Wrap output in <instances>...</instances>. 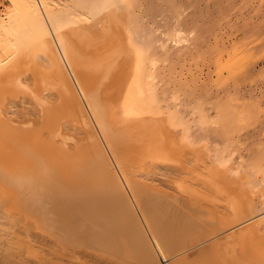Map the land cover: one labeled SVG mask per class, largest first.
Masks as SVG:
<instances>
[{
  "label": "bare ground",
  "instance_id": "6f19581e",
  "mask_svg": "<svg viewBox=\"0 0 264 264\" xmlns=\"http://www.w3.org/2000/svg\"><path fill=\"white\" fill-rule=\"evenodd\" d=\"M85 1L63 12L49 0H13L0 23V207L13 216L0 208L7 220L0 218V264H160L157 255L166 264H264V219L229 232L256 210L227 161H197L201 171H192L203 197L188 186L193 176L181 185L175 177L177 193L114 172L106 149L122 173L138 158L177 162L188 172L192 163L181 156L194 144L177 133L174 112L165 115L149 95L128 4ZM20 96L34 111L13 103ZM63 120L85 135H74V127L71 133ZM211 192L225 197L228 215L205 206ZM29 229L46 245L35 246Z\"/></svg>",
  "mask_w": 264,
  "mask_h": 264
},
{
  "label": "rangeland",
  "instance_id": "374dc122",
  "mask_svg": "<svg viewBox=\"0 0 264 264\" xmlns=\"http://www.w3.org/2000/svg\"><path fill=\"white\" fill-rule=\"evenodd\" d=\"M49 1L53 8L63 12H72L71 9L74 8L75 10L77 4L75 2H78V0H72V2L70 0ZM79 1L81 2V0ZM118 1L121 2V0ZM124 1L128 4V9L124 2L121 3V6H124L123 9L126 8L128 11L129 25L135 32V40L138 39L137 42H141L140 44L144 47L147 75H150V81L148 82L151 83V86L148 84V88H152L149 95L153 96V98H150L153 101L156 100L155 105L156 103L159 105L156 108L162 109L161 111L164 110L165 115L174 117V112L177 133L183 134L194 145L189 144V148H186L181 156L182 162L188 160L189 163H192H187L188 168L192 166V169H186L188 172H182L185 170L180 169V163L177 162L167 164L152 159L153 162L145 158L146 160L142 159L141 163H136L138 158L134 161V164L132 161L131 164L124 165V171L127 170V172L122 173V167L120 168L116 164L113 155L109 156L111 155L110 152L107 151L105 143H102L106 153H108L112 169L119 176H122V174L127 175L130 172L128 175H132L133 178H136V181L138 179L139 183H144L146 186L163 187V191L168 188L166 192H171L170 190L172 192L179 190L180 192L181 186L179 185L187 183L193 176V179L196 178V180L191 179L193 183L189 181L190 184H187L201 194L198 190L202 188V185L201 188H195V185L200 184H195V182L201 180L200 177H196L195 172L201 170L195 171V169L200 168L199 166H202L205 160L207 162L210 157H217V160L227 161L226 168L233 171V175L234 173L239 175V181L241 184L244 183L245 188L250 185V188L247 187L246 189V197L248 193L247 201L250 197V203L253 204L251 207L254 206L256 210L254 212L255 216L252 214L251 217L246 218V223L244 219V221L242 220L241 223L244 225L234 224L231 226L233 230L230 229L231 227L228 228L231 230L229 232L236 230L238 226V228L243 227L251 221H261V219H264V0ZM69 5H71L70 9ZM12 9L13 0H0V23L6 18L8 19ZM0 58H3L1 50ZM20 98L13 103L16 106L19 105L20 108L25 107L23 109L34 111L35 106H31L34 104L28 97L20 96ZM11 107L12 110L16 108L17 111L20 110L18 107ZM86 112L92 128L95 130L94 132H96L100 141L104 142L97 130V125L95 122L93 124L89 111L86 110ZM67 121L63 120L62 123L64 122L63 124L67 125L66 127L71 133L76 128L75 133L73 132L74 135H79V137L85 135L84 131L77 129L76 125L71 124L69 121L67 123ZM71 127H74V129L71 130ZM69 145L72 146V142ZM194 149L195 151H191ZM188 155L191 156L186 157ZM194 157L197 160L193 162ZM203 157L209 158L203 159ZM200 160L203 162L201 165H199ZM159 164H162L165 170H162ZM165 166L170 169L164 168ZM140 167H142V170L139 169ZM153 169L155 172H152ZM193 169L195 172L192 171ZM156 172H159L160 175L159 173L155 175ZM161 173L162 178H160ZM186 173L190 175L187 176ZM237 175H235L236 180L238 179ZM176 176L179 177L178 180H176ZM148 177L153 178L151 180ZM186 178H189V180ZM166 179H170V182ZM171 180L178 181L179 185ZM184 180L186 181L184 182ZM191 184H194V186H191ZM185 186L182 188L183 191L184 188H187ZM249 189L252 191L247 192ZM180 194L185 195L187 193L182 192ZM201 195L203 197V194ZM206 195L212 199H209L211 200L210 204L205 205L202 202V205L209 207L210 211L218 210V208H220L219 210L225 208L223 211L228 210L225 197L212 194V192L211 194L205 193ZM0 198L6 202L3 195ZM206 199L208 200V197ZM222 200H224V204ZM0 208L4 210L3 207ZM2 213L7 217H13L5 210ZM227 213H229V210ZM1 215L0 218L5 219V216ZM1 219L0 222L6 220ZM19 225L22 228L25 226L23 224ZM27 235L30 237L28 238ZM35 235L38 234L30 229L26 232V237L29 240L34 239L35 246L38 244L46 245V242H43L39 237L38 240L41 243L36 241L37 237ZM28 239L25 241H29ZM44 249L49 251L47 248ZM30 256V259L33 258V256ZM157 256H159L160 264L168 263V259L165 258L167 261L164 262L163 256Z\"/></svg>",
  "mask_w": 264,
  "mask_h": 264
}]
</instances>
